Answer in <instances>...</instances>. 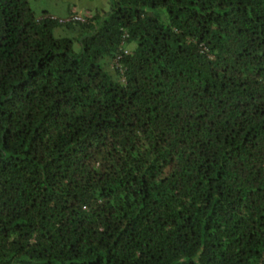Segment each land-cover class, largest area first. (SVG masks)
<instances>
[{"label":"trees","instance_id":"1","mask_svg":"<svg viewBox=\"0 0 264 264\" xmlns=\"http://www.w3.org/2000/svg\"><path fill=\"white\" fill-rule=\"evenodd\" d=\"M0 264H264V0H0Z\"/></svg>","mask_w":264,"mask_h":264},{"label":"rangeland","instance_id":"2","mask_svg":"<svg viewBox=\"0 0 264 264\" xmlns=\"http://www.w3.org/2000/svg\"><path fill=\"white\" fill-rule=\"evenodd\" d=\"M29 5L35 15L42 13L48 15L67 18L71 14L79 16H91L95 13H101L109 8L112 0H28ZM54 36H68L72 38V50H79L75 33L64 27H57L53 31Z\"/></svg>","mask_w":264,"mask_h":264},{"label":"built area","instance_id":"3","mask_svg":"<svg viewBox=\"0 0 264 264\" xmlns=\"http://www.w3.org/2000/svg\"><path fill=\"white\" fill-rule=\"evenodd\" d=\"M70 17L73 18V19H80L81 20L83 16H79V15H76V14H71Z\"/></svg>","mask_w":264,"mask_h":264}]
</instances>
